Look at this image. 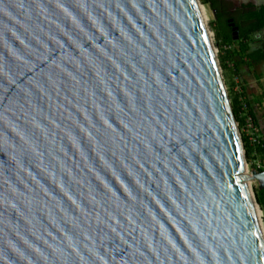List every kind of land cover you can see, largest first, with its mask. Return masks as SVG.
<instances>
[{
    "label": "water",
    "instance_id": "water-1",
    "mask_svg": "<svg viewBox=\"0 0 264 264\" xmlns=\"http://www.w3.org/2000/svg\"><path fill=\"white\" fill-rule=\"evenodd\" d=\"M202 7L0 0V264H264Z\"/></svg>",
    "mask_w": 264,
    "mask_h": 264
},
{
    "label": "flooded vegetation",
    "instance_id": "flooded-vegetation-1",
    "mask_svg": "<svg viewBox=\"0 0 264 264\" xmlns=\"http://www.w3.org/2000/svg\"><path fill=\"white\" fill-rule=\"evenodd\" d=\"M202 1L213 14L214 26L225 22L231 38L235 36L234 26L239 42L252 44L248 49L249 55L264 57V0ZM261 21L263 24L258 27Z\"/></svg>",
    "mask_w": 264,
    "mask_h": 264
},
{
    "label": "crops",
    "instance_id": "crops-1",
    "mask_svg": "<svg viewBox=\"0 0 264 264\" xmlns=\"http://www.w3.org/2000/svg\"><path fill=\"white\" fill-rule=\"evenodd\" d=\"M250 48L252 44L246 43ZM235 48L237 44L233 45ZM224 54V48L221 51ZM237 73L239 77V86L241 88V95L247 104V112L254 118L257 130L256 134L264 144V57L263 56H251L241 54V57H237ZM229 84L232 87V92L236 95L235 82L233 76L229 78ZM240 119L243 122V118L240 112ZM252 159L255 155H251Z\"/></svg>",
    "mask_w": 264,
    "mask_h": 264
},
{
    "label": "trees",
    "instance_id": "trees-1",
    "mask_svg": "<svg viewBox=\"0 0 264 264\" xmlns=\"http://www.w3.org/2000/svg\"><path fill=\"white\" fill-rule=\"evenodd\" d=\"M263 24V21H261L258 24V27ZM216 28V27H215ZM211 33V32H210ZM216 40L218 47L220 48V54H219V61H220V66L222 68V74L224 77V81L226 86L228 87V94L231 100V105L232 109L234 112V115L236 117V120L239 124V127L241 126V119H240V112H241V104L239 100V95L233 94V90L231 85L229 84V77L233 76L235 73H237V57H241V54H247L249 47L247 46L246 43L239 42V39L237 41H234L233 38L230 37V35L225 31L223 33H218L216 31ZM237 44L238 47L235 48L233 45ZM224 48V54H221L222 49ZM243 143H244V148H245V155H246V160L249 162H252L254 159H252L251 155L253 154V147L250 146V144L247 142L246 138L242 137ZM256 151H259L258 149ZM253 169L255 170V167L253 166ZM258 172H262L257 170ZM256 201L259 204L262 212H263V217H264V189L257 188L254 189Z\"/></svg>",
    "mask_w": 264,
    "mask_h": 264
},
{
    "label": "built area",
    "instance_id": "built-area-1",
    "mask_svg": "<svg viewBox=\"0 0 264 264\" xmlns=\"http://www.w3.org/2000/svg\"><path fill=\"white\" fill-rule=\"evenodd\" d=\"M233 81L235 82V91L239 95V100L241 104V115L243 122L241 123L240 133L241 136L246 138L247 142L253 147V155H255L254 160L251 164L255 167V170H259L264 172V144L259 139L258 135L256 134L257 126L255 123L254 118L247 112V104L242 97L241 88L239 86V77L238 74L233 75ZM239 125V124H238ZM259 151H256V150ZM254 170V169H252Z\"/></svg>",
    "mask_w": 264,
    "mask_h": 264
},
{
    "label": "rangeland",
    "instance_id": "rangeland-1",
    "mask_svg": "<svg viewBox=\"0 0 264 264\" xmlns=\"http://www.w3.org/2000/svg\"><path fill=\"white\" fill-rule=\"evenodd\" d=\"M200 2L204 5L202 0H200ZM204 6H205V8L202 7V11L204 13V17L207 20L208 28H209V30L211 32L210 34L212 36L214 46L217 49V55L219 56L220 48L218 47L217 40H216V31L220 34V33H223L225 31L227 32L229 29L227 28L225 22H220L216 26H214L213 14H212L211 10L208 8L207 5H204ZM227 89H228V87H227ZM247 164H248V174H250L251 170L253 169V165L251 164L250 161L249 162L247 161ZM251 186H252V189L254 191V189L257 188L258 183L256 181H252L251 182ZM262 218H263V222H264L263 212H262Z\"/></svg>",
    "mask_w": 264,
    "mask_h": 264
},
{
    "label": "bare ground",
    "instance_id": "bare-ground-1",
    "mask_svg": "<svg viewBox=\"0 0 264 264\" xmlns=\"http://www.w3.org/2000/svg\"><path fill=\"white\" fill-rule=\"evenodd\" d=\"M242 178H243V184H244V186H245V188H246V190L248 192L250 201L252 203V207H253V210H254L255 217L258 220V223L260 225V229L262 231V234L264 235V224H263V218H262V211H261L260 207H258V205L254 202L253 196H252V192H251V189H250V184H251L252 181H251V179L249 177H247V175H244Z\"/></svg>",
    "mask_w": 264,
    "mask_h": 264
}]
</instances>
